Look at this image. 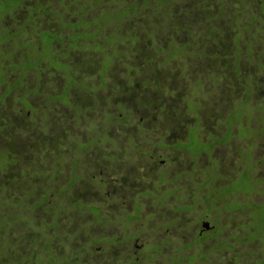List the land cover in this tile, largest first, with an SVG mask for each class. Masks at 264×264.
<instances>
[{
	"label": "rangeland",
	"instance_id": "1",
	"mask_svg": "<svg viewBox=\"0 0 264 264\" xmlns=\"http://www.w3.org/2000/svg\"><path fill=\"white\" fill-rule=\"evenodd\" d=\"M22 1L6 0V5ZM24 1L6 14L0 29V128H7L0 133V152H9L8 159L23 160L20 166L28 174L21 183L15 180V171L5 176L0 173V193L5 189L4 196L9 199L35 190L28 201L32 204L38 202L42 188L47 190L48 201L34 211L36 225L52 224V209L68 204L66 216L60 214L57 220V232L69 235L64 240L68 247L58 248L59 253L69 255L72 251L75 257L85 250L80 258L93 264H133L138 257H143L138 264H171V259L192 255L191 249L182 250L181 246L193 239L196 217L207 210L196 214L206 207H193L190 201L205 196L203 190H196L189 175L194 171L201 183L217 163L209 161L202 169V160L196 169L191 154L198 155L203 146L210 150L213 143H204L207 141L223 142L216 145L213 154L220 164L221 178L245 161L237 177L241 184L208 189V193L223 195L225 189L232 193L234 189L241 193L237 197L240 201L264 200V195L257 193L264 182L250 180V159L237 157L252 149L254 163L263 160L256 174L264 175V0L152 1L149 14L160 23L165 18L168 25V13L171 21L180 19L181 13L184 17L190 7L198 16L190 33L183 28L173 30L159 47L154 42L146 44L149 35L142 14L128 24H116V13L117 22H121L125 14L139 10L123 9L130 7L123 0L114 5L107 4L108 0ZM162 5L164 8L158 9ZM204 15L213 21L204 25ZM114 24L116 27H112ZM184 27L189 28L190 23ZM115 28L120 29L123 41L114 38L107 43L106 37ZM10 32L20 33L19 44L17 39L11 40ZM47 33L55 37L49 50L39 42L53 39ZM158 36L164 40L159 31L157 40ZM29 42L33 48L20 50ZM112 63L115 65L110 72ZM102 65H109L107 74L101 72ZM130 76L132 84L135 78L138 81L133 89L127 84ZM137 87L150 93L136 95L140 92ZM54 91L62 93L53 97ZM128 108L132 109L127 112ZM29 112L30 117L26 116ZM31 122L36 128L29 131L34 125ZM96 127L99 130L95 131ZM19 129L28 137L20 136L14 146L12 141ZM252 136L255 140L249 144L246 139ZM105 140L101 148L94 149L96 141L101 145ZM37 145L41 146L38 151ZM112 157L121 161H111ZM69 159L74 161L73 168L65 163ZM73 170L82 178L74 179L75 186L62 194L63 186L72 181ZM84 178L91 193L83 189ZM180 187L187 190L190 201L176 203L177 197L166 201L167 195ZM22 188L24 191H20ZM160 190L165 192L159 204L155 198ZM81 204L88 206L82 216L76 208H82ZM240 205L238 201L233 205V199L229 202V208ZM90 206L100 210L95 209L92 215ZM236 215L240 216L225 214L233 226ZM260 221L264 223V213ZM117 236L115 243H108ZM152 246L157 252L151 253Z\"/></svg>",
	"mask_w": 264,
	"mask_h": 264
},
{
	"label": "trees",
	"instance_id": "2",
	"mask_svg": "<svg viewBox=\"0 0 264 264\" xmlns=\"http://www.w3.org/2000/svg\"><path fill=\"white\" fill-rule=\"evenodd\" d=\"M0 1H2V0H0ZM116 1L117 0H108L107 4L112 3L114 5V4H116ZM123 1L130 5V7H126V8H123L124 7L123 6L122 7L123 9L133 11V9L138 7L139 10L136 11V14L135 13L134 14H130V13L125 14V16H126L125 18H128V19L123 18L121 20V22H117L118 19H117V13H116V15H115L116 19L114 18L116 21V24H118V26L123 25L125 23L128 24V22L129 23L132 22V20L135 16L142 14L141 15L142 21L144 20L143 24L146 26V28L148 30L145 33L147 35H149L145 39L147 41V43H146L147 45H150V42L151 43L154 42L159 47L158 44H160V43L162 44L161 41H163V43H164L167 40V35L171 31L177 30L179 28H183L188 33H190L189 29H192L194 22H197V21H195V19L198 16L192 10L193 7H190V10L185 9L186 14L184 15V17H183V13H181L180 19H173V21L170 20L171 13H168L169 18H168V25H167L165 18H163V22L160 23V22H157V18L155 21L154 18L151 17L149 14L151 11V8H149V7H152L151 6L152 1H155V0H123ZM162 1L166 2V0H162ZM157 2H158V0H157ZM186 2H187V0H186ZM23 3H25V1H23L22 3H20L18 5L22 6ZM97 4H99V1L97 2ZM188 5H190V4L188 3ZM158 7H157L158 9L164 8L163 5L158 6ZM13 8L16 10V9H18V6L15 5V6H13ZM156 11H157V9H156ZM8 12L9 11H7L6 13H8ZM180 12H182V11H180ZM164 14H165V12H164ZM154 16H156V13L154 14ZM1 17L2 16H1V9H0V18ZM203 17H205L204 18V25L210 24L211 23L210 21H213V19L210 21L208 20L211 18H206V17H208V15H204ZM205 19H207V22ZM183 20H184V23H182ZM107 22L108 21H105L104 26L101 25V27L103 29H105ZM136 22H139V21H136ZM177 22H179V23H177ZM187 22L190 23L189 28L184 27V24H186ZM201 22H202V19L200 21H198V25H201ZM112 27H116L115 24L112 25ZM118 28L122 29L121 27H118ZM120 29L115 28V32L111 33L110 36L106 37V39L109 41L107 43L113 42L114 38L120 39L121 41H123V38L120 37L118 34ZM164 30H166V31L163 32ZM157 31H159V34L162 33V35L164 36V40H162L159 36H158V40L156 39V32ZM118 37H120V38H118ZM148 38L150 39L149 41H148ZM132 39H133L132 37L128 38V40L130 42L133 41ZM194 40H196V39H194ZM167 45L169 47L171 45V41H170V43L168 42ZM185 47H188V46H185ZM185 47H182V48H185ZM116 51H118V50H116ZM148 51H149V49H148ZM182 52H184V51H182ZM189 55L191 56V53H189ZM113 56H109L107 58L114 59ZM114 65L115 64L112 63V68L109 69L110 72L114 68ZM102 66L103 67L101 68V72H103L104 74L105 73L107 74L109 72V70L107 69V68H109L108 67L109 65L107 66V68H104L105 65H102ZM144 76L148 79L151 78V76H149V74H144ZM130 77H132V76H130ZM100 79H101V82H103L102 81L103 79L102 78H100ZM126 81H128V80H126ZM132 81H133V77L127 82L129 89L135 88V86H133V85L137 84V82H138L136 78L134 79V84H132ZM129 84H132V85H129ZM137 90H139L140 92L137 93L136 95H138V94L142 95V94H149L150 93V92L147 93L146 90L144 92V91L140 90L138 87H137ZM128 95L130 96L131 93H128ZM144 97H145V95H144ZM132 108H134V107H132ZM132 108H128V109H126V111L128 112ZM122 110L125 111L123 108H122ZM142 110L143 109L136 108V111H142ZM121 117H123V116H121ZM121 117H119L118 120ZM76 118H77V116H76ZM110 122L111 121L106 122V124H108ZM41 124H43V122ZM10 125L11 124H9L8 126H10ZM34 128H36L35 124L31 125L28 130L31 131ZM25 129L27 130V127H25ZM3 130L6 131L7 128L6 129L0 128V133ZM97 130H99V129L96 127L95 131H97ZM40 132L44 133V128L41 129ZM22 133H23V131L19 129L18 134L16 135V137L13 138L12 144L14 146L18 145V142H20L21 137L24 135V133L23 134ZM9 136H10V134H8V136H6V140L8 142H9ZM17 136H19V137H17ZM24 136L28 137L27 135H24ZM96 136H98L97 132H96ZM162 138H164V136H162ZM185 138H187V134L185 135ZM163 141H165V140H162V143H163ZM38 142H37V144H38ZM105 142H107V140L101 142V145H100L98 143V141H96L95 142L96 145H95L94 149L101 148L103 146L102 144H104ZM201 142H204V141H201ZM40 143H43V142L40 141ZM204 143H206V142H204ZM32 146H34V145L32 144ZM36 147L38 148L37 149V151H38V150H40L41 146L37 145ZM5 150L7 151L8 149L6 148ZM112 150H117L116 151L117 154H120L119 152H121L120 149H112ZM181 150L186 151L185 149H181ZM10 154H11V152H10ZM8 156H10L9 152L8 153L0 152V166H5L4 169L0 168V173H2V174L4 173V176H5V175H7V172L10 173V172L15 171V174H16L15 180L20 179V182L22 183V180H25L24 179L25 175L28 174V171L27 172L24 171V169L20 166V164L23 163L24 161L23 160L17 161V159L13 160L14 158L8 159ZM116 158L117 157H112L110 160L111 161L115 160V162L121 161V159L116 160ZM118 158H121V157H118ZM104 159H106L105 161L108 162L107 157ZM65 163L69 164L71 166L70 168H73L74 161H72L71 159L65 161ZM33 164H35V163H33ZM76 164H77V162L75 163V165ZM159 174L160 173H158V176H157L158 179H159ZM71 176H72V181H70L68 183V185L63 186L64 189L61 192L62 194L64 193V191L66 189H68V188L71 189L73 186H75L74 179L78 181L79 179L82 178V175L81 176L75 175L74 170L72 171ZM11 182H13V181H10L9 184H11ZM81 183H84V184H82V185H84L83 189L85 190V192H88L90 186L89 185L85 186L88 183L87 179L84 178ZM150 183H152V182L150 181ZM5 184L7 185V182ZM129 184H130V180H129V182L126 183L125 186H127V188H128L130 186ZM0 185H2V183H0ZM151 188H152V186L150 187L149 190L152 191ZM1 190H2V192L0 193V264H93L92 263L93 261H89V260L83 261L80 258L81 252L85 253V250H82L81 252L79 251L75 257H73L72 251H71V254H69V255H67L66 253L64 254V252L59 253V251H58V248L61 250L62 248L68 247L67 245H65L66 243L64 240H65V238H68L69 235L65 234V233L62 235V234H59L57 232L58 227H59L57 224V220L59 219L60 214L63 216L64 212H67L68 209L70 210V208L68 207V204H62V205L58 204L57 206H55L52 209V211L50 210L52 212V216L50 218L52 221V224H48L46 222H41L39 225H36L34 211H37L38 207L42 206L45 202L48 201L47 200L48 191L42 188L41 193L39 195L38 202L31 204V202H28V201H29V199H31L34 196L35 190L28 189V192H24V193L22 192V194L20 196H17L14 198H9V199H6V197L4 196L5 195V189H1ZM20 191H24L23 188ZM89 193H91V190H89ZM143 195H146V193H144ZM76 206H78V204ZM81 207L82 208L76 207V208H78V211L80 212V214H79L80 216H82V214L85 213L86 207H88V206H86L85 204H81ZM90 207H91V209H93V212H91L92 215H94L95 209L98 211L100 210V208H96L94 206H90ZM68 213H67V215H68ZM76 214H78V213H76ZM97 214H99V213H96V215ZM64 216H66V215H64ZM58 238H59V241H57ZM115 239H119V237L118 236L114 237L112 240H109L108 243H115ZM104 241H106V240H104ZM102 255H104V252H102ZM140 260H141L140 257H138V259L135 261L133 259V264H138L140 262ZM97 262H98L97 264H111V263H108L106 261H105L106 263L102 262V261H97ZM119 264H122V263H119Z\"/></svg>",
	"mask_w": 264,
	"mask_h": 264
},
{
	"label": "flooded vegetation",
	"instance_id": "3",
	"mask_svg": "<svg viewBox=\"0 0 264 264\" xmlns=\"http://www.w3.org/2000/svg\"><path fill=\"white\" fill-rule=\"evenodd\" d=\"M15 5L17 4L13 3L12 5L8 4L7 6L6 1L4 0L0 1V9L2 16L0 18V29H2L1 27H4L5 25L4 18L6 17V14H10L13 11H15V9L13 8V6ZM38 5L39 4L37 3L36 6ZM17 6L18 8L21 7L19 5ZM36 6L33 7V9H36ZM39 10L40 8H38L37 12H39ZM7 11L9 12L6 13ZM39 27L41 29H44V23L42 25H39ZM42 32L44 31H40L39 34ZM10 34L13 35V38H11V40L17 39L16 42L18 43L20 33L10 32ZM47 34H49V36H52L53 39H51L49 42L39 39V42L41 43L44 42V48L49 50L50 48L48 46H50V44L55 40L54 39L55 37L50 33ZM31 43L32 42H29L26 47H23L20 50L33 48V45ZM62 89H64V87H62ZM67 90L68 88L66 89V91ZM61 93H56L54 91L53 97H56ZM64 98L67 100V97ZM25 103H27L26 100ZM30 112L26 113V116L30 117L29 115ZM35 112L36 110L33 112V116ZM232 124L233 123H230V127H229L230 135L233 129ZM262 135H264V132L262 133ZM252 138L253 136L251 138L246 139L248 140V143L253 142L255 140ZM206 143H209L210 145H212L213 143L212 146H209L210 150H206L205 147L203 146V149L200 152H198V155L191 154V156L193 157L192 163L194 164L196 169H197V165L200 162H202V160L204 161V165H203L204 168L202 169H205V167L209 164V161L216 162L217 164L215 165L217 167L213 166L210 175L206 177L202 176L204 180L201 183H198L197 181L198 176L194 171L191 173V175H189L194 179L196 183V190L199 192L200 190H203L204 194L202 195L205 197L200 198L199 196V201L192 202L190 201L188 195H186L187 190H184L181 187L180 190L179 189L177 191L172 190L169 193L170 197L168 195L166 197V201H169L170 199L173 200L174 197H177L179 199L176 200L177 201L176 203H182V200L185 201L189 199V201L193 204V207H196V205H200L201 207H206L200 210L199 212H197L196 214L207 210L203 212V214L199 218L196 217L197 219L196 233L193 239L185 243L184 246H181L182 250L189 251L191 249L193 254L188 257H184V259L182 257H178L176 260L171 259L170 260L171 264H264V223L260 221V215L264 213V200L261 198L259 200H254V202L249 200L240 201V199H238L237 197L238 194L241 193L236 192L234 189H233V193L231 192V190L225 189L223 195L208 193V189L218 190L219 187H226L231 183L233 185L241 184V182L237 181L238 180L237 177L241 176L240 174L241 171L243 170V164H245V161L242 162V164L238 169L237 166L235 165L236 168L229 170L228 172L229 176L224 175V177L221 178L219 176L220 175L219 171L221 170L220 164L217 161V158L215 159L213 157V154L215 152L216 145L223 144V142L217 143V139H216V142L207 141ZM242 155H244V160L250 159L251 161L250 165L248 166L249 167L248 174L250 180L252 178L253 179L256 178V180L264 182V175L256 174L258 169H260L263 160H259L255 164L254 160L252 159L254 156V152L252 151V149L246 150L244 154L237 155V157ZM165 163H167L166 160ZM187 167L189 166L187 165ZM230 177L233 178L232 182L231 181L229 182V179H231ZM220 180H221V185L219 186ZM262 184L264 186V183ZM164 192L165 191L160 190V194L157 195L155 198L156 203L160 204L161 202H163V200L160 199V196ZM257 193L260 195H264V188L262 189L259 188V192ZM231 199H233V205H237V201L240 202L241 204L240 207L229 208V202L231 201ZM261 200L263 201L261 202ZM228 213L240 214V216L236 215V217L233 219V223H236L235 226H233L231 218L225 216V214ZM254 219L257 221V224L253 223L252 220ZM152 248L154 250L153 251L151 250V253L157 252L155 247L152 246ZM177 253L179 254L180 252L177 251ZM140 258L143 260V257ZM144 258L146 259V257Z\"/></svg>",
	"mask_w": 264,
	"mask_h": 264
}]
</instances>
